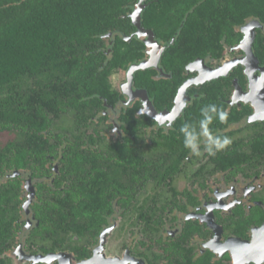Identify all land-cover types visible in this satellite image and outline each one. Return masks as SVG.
<instances>
[{
  "label": "flooded vegetation",
  "instance_id": "af4514ba",
  "mask_svg": "<svg viewBox=\"0 0 264 264\" xmlns=\"http://www.w3.org/2000/svg\"><path fill=\"white\" fill-rule=\"evenodd\" d=\"M136 4L127 33L103 36L104 66L118 39L134 45L133 60L111 75L113 97L95 106L84 98V119L74 107L53 119L59 138L47 175H0V187L20 179L14 233L0 249L6 264H264V0H184L174 27L147 26L142 16L135 25ZM144 62L150 67L130 80ZM208 104L228 113L210 128L232 144L194 156L179 130L198 124ZM67 148L99 158L66 160ZM71 187L75 202L92 192L102 204L62 207ZM54 196L56 224H45L37 205Z\"/></svg>",
  "mask_w": 264,
  "mask_h": 264
},
{
  "label": "trees",
  "instance_id": "16d2710c",
  "mask_svg": "<svg viewBox=\"0 0 264 264\" xmlns=\"http://www.w3.org/2000/svg\"><path fill=\"white\" fill-rule=\"evenodd\" d=\"M237 1L244 5V0ZM136 2L0 0V132L14 134L0 147V175L14 168L31 169L35 177L47 175L49 156L56 153L59 138L52 133L53 119L60 118L68 107L78 109L79 117L84 119L90 111L84 98L95 106L101 103L98 96L113 97L111 75L117 67H126L133 60L134 45L118 39L113 60L104 66L103 36L118 29L127 33V27L132 28L128 14ZM183 4L184 0H160L148 5L142 15L144 24L178 26ZM145 85L149 87L148 82ZM126 120L132 128L136 126L132 117ZM64 158L73 161L99 157L74 155L67 148ZM19 180L0 187V249L14 233L16 208L21 202ZM63 192L61 206L74 208L77 213L82 206L102 204L99 195L92 192L79 203L72 198V187ZM37 207L44 210L41 218L45 224H56L51 213L56 208V196L46 206ZM61 217L69 223L68 215ZM59 223L64 224L62 220ZM0 264L6 263L0 259Z\"/></svg>",
  "mask_w": 264,
  "mask_h": 264
},
{
  "label": "clouds",
  "instance_id": "9594fccd",
  "mask_svg": "<svg viewBox=\"0 0 264 264\" xmlns=\"http://www.w3.org/2000/svg\"><path fill=\"white\" fill-rule=\"evenodd\" d=\"M201 119L198 124L185 123L180 128L183 136V146L194 156L206 152L208 156L215 157L217 153L226 151L232 144L230 137L220 135L210 128L214 120L226 124L228 113L218 109L215 104H208L200 109Z\"/></svg>",
  "mask_w": 264,
  "mask_h": 264
},
{
  "label": "water",
  "instance_id": "95a60500",
  "mask_svg": "<svg viewBox=\"0 0 264 264\" xmlns=\"http://www.w3.org/2000/svg\"><path fill=\"white\" fill-rule=\"evenodd\" d=\"M147 4L145 3V0H139L138 3L136 4L133 12L130 14V17L132 18L133 22L135 25L139 26L141 28V16H142V12L143 10L146 8ZM148 67H150L149 62H144L138 65H134L131 67L130 71H129V79L131 80L132 75L134 74V72L136 70H141V69H147ZM212 73H214V75L216 76L218 73H222V69L221 70H217V71H212ZM145 102L147 103V108L146 111L147 113H151V106L148 105L149 103V98H147V95L145 96ZM58 256V255H56Z\"/></svg>",
  "mask_w": 264,
  "mask_h": 264
},
{
  "label": "rangeland",
  "instance_id": "374dc122",
  "mask_svg": "<svg viewBox=\"0 0 264 264\" xmlns=\"http://www.w3.org/2000/svg\"><path fill=\"white\" fill-rule=\"evenodd\" d=\"M69 119L66 122H62L64 125H70ZM14 137L13 133L9 132H0V147H2L7 141L11 140Z\"/></svg>",
  "mask_w": 264,
  "mask_h": 264
}]
</instances>
